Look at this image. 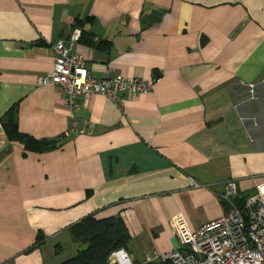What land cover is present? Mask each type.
I'll return each instance as SVG.
<instances>
[{"label":"crops","instance_id":"crops-1","mask_svg":"<svg viewBox=\"0 0 264 264\" xmlns=\"http://www.w3.org/2000/svg\"><path fill=\"white\" fill-rule=\"evenodd\" d=\"M71 37L95 77L158 75L118 103L79 98L76 127L91 133H67L61 89L37 83ZM9 113L57 144L25 149L0 123V264L74 257L69 227L89 214L122 218L136 264L181 249L174 216L195 230L228 207L226 181L236 203L264 184V0H0V120Z\"/></svg>","mask_w":264,"mask_h":264},{"label":"built area","instance_id":"built-area-1","mask_svg":"<svg viewBox=\"0 0 264 264\" xmlns=\"http://www.w3.org/2000/svg\"><path fill=\"white\" fill-rule=\"evenodd\" d=\"M73 37L60 39L52 45L54 62L49 73L38 77L39 85L54 84L61 89L62 98L70 111L71 125L67 133L78 131L91 133L92 124L77 128L74 112L78 109L79 98L84 102L92 94H101L118 103L124 94L135 96L151 91L153 82L121 74L95 77L85 65L82 54L72 48ZM254 84L249 83L253 96ZM237 196L234 180L226 181L221 199L228 204L220 216L191 230L178 214L170 221L181 249L164 253L154 252L144 264L155 261L158 264H264V184L254 194L241 200ZM106 264H136L129 254L118 248L110 252ZM141 264V263H139Z\"/></svg>","mask_w":264,"mask_h":264},{"label":"trees","instance_id":"trees-1","mask_svg":"<svg viewBox=\"0 0 264 264\" xmlns=\"http://www.w3.org/2000/svg\"><path fill=\"white\" fill-rule=\"evenodd\" d=\"M76 24H79V21H76ZM89 37L90 35L85 33L82 35L84 41H90ZM0 123L7 138L19 141L25 149L47 150L56 147L55 140H37L21 132L13 113L1 118ZM61 138L63 137L58 139ZM238 203L241 204V201ZM69 230L73 241L78 244V250L74 257L61 264H106L110 252L125 248L130 239L124 221L118 216L98 218L94 214H89L71 225Z\"/></svg>","mask_w":264,"mask_h":264},{"label":"water","instance_id":"water-1","mask_svg":"<svg viewBox=\"0 0 264 264\" xmlns=\"http://www.w3.org/2000/svg\"><path fill=\"white\" fill-rule=\"evenodd\" d=\"M75 33H78V30Z\"/></svg>","mask_w":264,"mask_h":264}]
</instances>
